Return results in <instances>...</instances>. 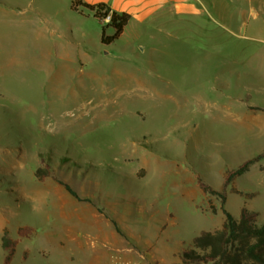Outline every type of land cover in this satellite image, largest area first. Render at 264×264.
Masks as SVG:
<instances>
[{
  "label": "rangeland",
  "instance_id": "374dc122",
  "mask_svg": "<svg viewBox=\"0 0 264 264\" xmlns=\"http://www.w3.org/2000/svg\"><path fill=\"white\" fill-rule=\"evenodd\" d=\"M10 1L0 264H181L224 221L211 192L235 218L245 208L264 223V158L227 183L264 154V0H199V15L147 24L126 50L102 46L94 21L59 36L26 0Z\"/></svg>",
  "mask_w": 264,
  "mask_h": 264
},
{
  "label": "trees",
  "instance_id": "16d2710c",
  "mask_svg": "<svg viewBox=\"0 0 264 264\" xmlns=\"http://www.w3.org/2000/svg\"><path fill=\"white\" fill-rule=\"evenodd\" d=\"M82 7L90 12H94V17L103 21L109 15L107 27L113 29L112 36L106 37L102 29L101 42L103 45H109L119 39L124 27L129 21V16L118 15L110 12L104 5L89 6L82 4L79 0H73L71 8L77 11ZM264 112V109H261ZM264 158V154L245 162L241 167L230 174L227 183L248 172L250 166L258 160ZM47 175L42 170H37V178ZM54 181L62 186L67 193L77 201L81 200L78 195L65 183L54 178ZM209 189L203 186V192L207 193ZM221 198V212L224 221L220 228L213 231H203L192 241L191 247L182 252L180 257L181 264H264V223L257 220L258 214L242 208L239 218H235L225 208V198L216 192H211ZM237 195H242L238 190H234ZM117 233L115 222L111 221ZM10 243L7 240V233L4 231L1 238L3 249H9Z\"/></svg>",
  "mask_w": 264,
  "mask_h": 264
},
{
  "label": "crops",
  "instance_id": "0c3cea01",
  "mask_svg": "<svg viewBox=\"0 0 264 264\" xmlns=\"http://www.w3.org/2000/svg\"><path fill=\"white\" fill-rule=\"evenodd\" d=\"M27 8L40 17L46 18L45 24L51 28L53 34L65 36L64 32L73 33V24L85 23L86 21H94L96 25L104 29L105 36H112L113 29L107 27V21H100L94 17V12H90L82 7H78L77 11L71 8L73 0H26ZM82 4L89 6L104 5L109 8L110 12L118 15L125 14L129 16V21L124 27L119 39L107 46L116 47L115 43L121 41V49H133L136 43H139L140 31L147 24H151L157 20L166 21L172 17L197 16L200 14L199 0H79ZM9 8L12 10L19 8L17 0L10 1ZM83 27V26H82ZM77 26L81 38L84 42H89L85 30ZM102 31L99 36L100 44ZM130 38V42H123V39ZM73 42H77L75 39ZM142 50V48L140 47ZM87 57V54L82 53Z\"/></svg>",
  "mask_w": 264,
  "mask_h": 264
},
{
  "label": "built area",
  "instance_id": "2783aa9c",
  "mask_svg": "<svg viewBox=\"0 0 264 264\" xmlns=\"http://www.w3.org/2000/svg\"><path fill=\"white\" fill-rule=\"evenodd\" d=\"M103 21L109 22V15Z\"/></svg>",
  "mask_w": 264,
  "mask_h": 264
}]
</instances>
